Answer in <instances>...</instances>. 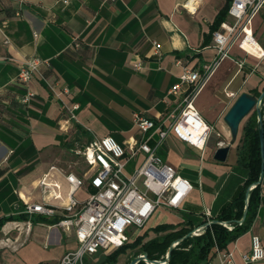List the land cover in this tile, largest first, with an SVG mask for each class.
<instances>
[{"label":"crops","instance_id":"0c3cea01","mask_svg":"<svg viewBox=\"0 0 264 264\" xmlns=\"http://www.w3.org/2000/svg\"><path fill=\"white\" fill-rule=\"evenodd\" d=\"M227 2L0 0V218L18 216L22 204L16 192L39 199L31 188L49 166L81 175L84 169L74 166L82 161L73 150L93 138L109 135L121 145L147 138L155 146L158 135L150 131L141 139L133 115L164 126L169 115H178L184 93L172 97L167 91L183 67L199 68L214 59L211 29ZM251 28L254 42L264 50V7ZM75 38L78 48L72 45ZM150 40L159 44V56L152 54ZM31 57L48 65L29 83L35 97L22 104L26 89L18 80L19 65ZM137 63L140 69L134 68ZM253 90L264 91V57L248 55L235 44L193 99L212 128L204 149L188 146L173 133L157 147L158 155L192 184L191 191L179 208L155 209L141 228L129 231L134 232L129 241L144 234V241L149 240L156 236L155 227L178 226L184 219L196 227L238 196L246 171L236 165V143L224 162L215 161L213 154L218 142L224 146L231 138L225 114L241 93L252 95ZM142 159L138 154L128 171ZM26 217L0 228V264H58L76 248L72 229L33 222L38 215ZM252 236L264 246V179L250 229L215 251L207 264H245L241 255L249 252ZM227 253L230 263L224 261ZM131 256L120 255L116 264H129Z\"/></svg>","mask_w":264,"mask_h":264},{"label":"built area","instance_id":"2783aa9c","mask_svg":"<svg viewBox=\"0 0 264 264\" xmlns=\"http://www.w3.org/2000/svg\"><path fill=\"white\" fill-rule=\"evenodd\" d=\"M262 7L264 0H230L227 19L212 33L214 59L199 68L183 67L177 82L167 91V96L172 97L184 93L180 111L176 116L169 115L168 125L133 115V124L141 139L150 131L158 135L155 146L148 145L147 138L132 139L123 145L109 135L93 138L73 150L85 166L81 175L51 165L31 188L39 192L38 200L16 192L22 204L17 215L59 216L55 226L74 231L77 246L65 253L58 264H84L87 257L101 250H115L128 241L127 233L141 228L158 207H180L192 184L158 155L157 147L173 133L188 146L204 149L212 128L195 109L193 99L220 61L229 56L233 45L248 55L264 57V50L252 38L251 28L253 18ZM149 42L152 54L159 56V44L154 40ZM72 45L79 47L76 38ZM236 64L239 68L242 66L240 61ZM47 65L46 60L38 57L19 65L18 80L26 89L20 99L22 104H28L35 97L29 83L40 73V68ZM134 68L140 69V64H135ZM226 95L234 96L230 92ZM217 146L223 143L218 142ZM138 154H142L143 159L129 172L128 165ZM79 191L82 196L76 195ZM241 257L245 264L264 260V246L258 236H252L249 252ZM230 259L231 253L224 255V261L230 263Z\"/></svg>","mask_w":264,"mask_h":264},{"label":"trees","instance_id":"16d2710c","mask_svg":"<svg viewBox=\"0 0 264 264\" xmlns=\"http://www.w3.org/2000/svg\"><path fill=\"white\" fill-rule=\"evenodd\" d=\"M228 6L229 2L217 15L211 29L212 33L218 29L219 24L226 18ZM251 93L254 97H258L260 94L257 90H253ZM260 110L262 128H264V100L260 104ZM235 143L236 165L246 171V178L238 196L216 216L202 219L196 227H193V223L189 219H184L183 223L178 226L159 225L153 229L156 234L154 238L144 241L146 235H139L133 241H127L109 254H104L95 262L90 261L89 257L86 258L84 264H116L118 257L128 252L132 255L130 260L144 253L150 261H161L165 258L167 249L173 242L198 227L200 229L197 234L184 237L171 249L169 259L165 264H207L215 251L226 249L229 243L246 233L255 219L260 203L261 183L256 184L246 196V189L258 181L260 172L259 137L255 112H252L245 119L240 129V136H238ZM246 199L248 201L247 212L244 220L238 223L242 217ZM26 218V215L0 218V228L8 221L24 220ZM59 218V216L52 218L39 217L33 222L55 224ZM212 220L224 222L225 226L217 223L205 226L206 222ZM97 254L93 256L96 257ZM137 264L146 263L140 261Z\"/></svg>","mask_w":264,"mask_h":264},{"label":"water","instance_id":"95a60500","mask_svg":"<svg viewBox=\"0 0 264 264\" xmlns=\"http://www.w3.org/2000/svg\"><path fill=\"white\" fill-rule=\"evenodd\" d=\"M264 100V91H262L258 97H254L251 94L248 93H241L233 102L230 109L227 111V113L224 116V122L227 124L229 131H230V141L227 145L218 147L214 154L213 159L217 162H224L227 158V154L229 152L230 147L236 142L240 129L242 127L243 121L252 113L255 112L256 119H257V129H258V137H259V151H260V172H259V179L258 181L248 187L246 189V196L248 195V192L256 185L261 183L262 179H264V128H262V122H261V110H260V104ZM248 207V201L245 200V205L243 209V214L241 219L238 221V223H241L244 220V217L247 212ZM221 224L225 226L224 222H218L215 220L209 221L205 223V226L209 224ZM200 227L193 229L190 233L186 234L184 237L192 234L195 235L199 231ZM184 237L177 239L175 242H173L167 249V253L165 255V258L161 261H150L147 258L146 254H140L136 257H134L132 260H130L129 264H137L140 261L145 262L146 264H165L170 256L171 249L179 243Z\"/></svg>","mask_w":264,"mask_h":264},{"label":"rangeland","instance_id":"374dc122","mask_svg":"<svg viewBox=\"0 0 264 264\" xmlns=\"http://www.w3.org/2000/svg\"><path fill=\"white\" fill-rule=\"evenodd\" d=\"M244 121H245V120H244ZM244 121H243V123H244ZM243 123H242V124H243ZM230 155L232 156V155H233V152H231ZM74 168L77 169V170H79V171H81V170L84 169V165H83L81 162L78 161V162L75 163ZM77 194L80 195V194H81V191H79ZM131 232H132V231H131ZM133 234H134V232H133V233H129V232L127 233L128 241L130 240L129 238H131ZM104 254H109V253L106 252V251H102V250H101V251H99L98 254L96 255L97 258L94 257V256H90L89 259H90V261L95 262V261H97L98 258H100L101 256H103Z\"/></svg>","mask_w":264,"mask_h":264}]
</instances>
